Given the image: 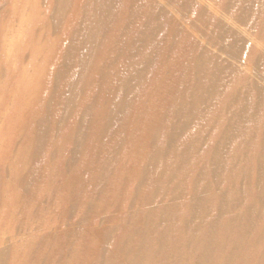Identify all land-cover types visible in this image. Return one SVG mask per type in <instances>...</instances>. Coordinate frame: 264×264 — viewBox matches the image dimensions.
Listing matches in <instances>:
<instances>
[{
	"label": "rangeland",
	"instance_id": "rangeland-1",
	"mask_svg": "<svg viewBox=\"0 0 264 264\" xmlns=\"http://www.w3.org/2000/svg\"><path fill=\"white\" fill-rule=\"evenodd\" d=\"M263 119L264 0H0V264H260Z\"/></svg>",
	"mask_w": 264,
	"mask_h": 264
},
{
	"label": "bare ground",
	"instance_id": "bare-ground-1",
	"mask_svg": "<svg viewBox=\"0 0 264 264\" xmlns=\"http://www.w3.org/2000/svg\"><path fill=\"white\" fill-rule=\"evenodd\" d=\"M249 114L253 119H255L256 111L254 110V108L250 109ZM237 115L238 114L236 113L230 114V118L227 121L229 122L230 128L232 130H235V136L239 139V141L236 142L237 150L244 152L247 148V145L245 143V139H242V137H244L246 134L245 124L247 122V118L246 117L240 118L239 115L238 116ZM223 122L219 124H222ZM256 144L258 148L260 149L264 148V119L258 130ZM262 179L263 180H262V186L260 187V194H261V201H264V173H262ZM259 212L260 214L254 213L253 215L254 218H258L259 220H261V226L258 228V236L256 239L257 243H259L261 239L264 238L263 235L264 224H262V221L264 219V212L263 213L262 211ZM226 216L227 218L225 223L231 221L228 224L223 225L225 231H222L221 236H224L225 234L226 236L223 239V242L214 243V247L219 249L220 254L226 252L228 249L230 250V248H235L236 250L233 252V258H232L233 263L235 262V264H253L254 261H251L250 258L248 257H250L251 253L254 251V245L251 242L245 241L243 235H239V234L235 235L236 231L233 228V226L235 222L238 220V218L236 220H233V215L227 214ZM220 231L221 230L216 231V233L219 234ZM229 237L234 238L235 241L233 243H230L229 241L226 242V239H228ZM210 247H211V238L208 241L207 239L196 236L194 241V246L192 247V249L199 251L202 249L210 250ZM193 261H194L193 258L185 259V262H187V264H192ZM259 261L260 264H264V258L259 259Z\"/></svg>",
	"mask_w": 264,
	"mask_h": 264
}]
</instances>
